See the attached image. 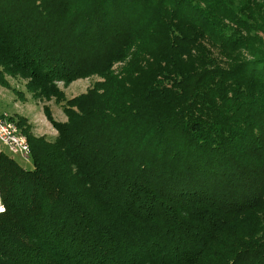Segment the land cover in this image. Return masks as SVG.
I'll return each mask as SVG.
<instances>
[{
    "label": "trees",
    "instance_id": "trees-1",
    "mask_svg": "<svg viewBox=\"0 0 264 264\" xmlns=\"http://www.w3.org/2000/svg\"><path fill=\"white\" fill-rule=\"evenodd\" d=\"M8 77L65 120L0 150V264H264V0H0Z\"/></svg>",
    "mask_w": 264,
    "mask_h": 264
},
{
    "label": "rangeland",
    "instance_id": "rangeland-1",
    "mask_svg": "<svg viewBox=\"0 0 264 264\" xmlns=\"http://www.w3.org/2000/svg\"><path fill=\"white\" fill-rule=\"evenodd\" d=\"M127 64L116 63V67L126 69ZM118 67V68H119ZM119 69V70H120ZM11 85L15 90H11L0 85V112H4L8 117L15 122L19 116L25 117L31 123L30 131L36 136H44L46 138H53L56 134L55 129L50 122L46 119L43 107L47 106L52 116L59 121L65 120V115L58 103L53 99L45 100L43 98L34 97L24 86L25 79L8 77ZM97 79L96 77L79 78L71 81L68 84L58 83V87L64 92V95L69 98L78 95L88 88L92 82ZM21 91L19 94L17 91ZM20 132L25 136L21 127L17 125ZM26 137V136H25ZM13 158L25 168H31L32 163L30 158H23L20 155H12ZM1 209V206H0Z\"/></svg>",
    "mask_w": 264,
    "mask_h": 264
},
{
    "label": "built area",
    "instance_id": "built-area-1",
    "mask_svg": "<svg viewBox=\"0 0 264 264\" xmlns=\"http://www.w3.org/2000/svg\"><path fill=\"white\" fill-rule=\"evenodd\" d=\"M0 150L23 158H29L30 153L26 137L4 112H0Z\"/></svg>",
    "mask_w": 264,
    "mask_h": 264
}]
</instances>
